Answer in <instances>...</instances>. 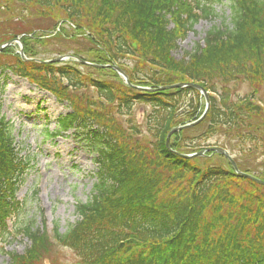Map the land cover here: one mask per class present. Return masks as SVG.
<instances>
[{
	"label": "trees",
	"instance_id": "trees-1",
	"mask_svg": "<svg viewBox=\"0 0 264 264\" xmlns=\"http://www.w3.org/2000/svg\"><path fill=\"white\" fill-rule=\"evenodd\" d=\"M222 1L228 23L212 27L202 45L177 60L178 42L214 17ZM3 11L22 30L1 32L0 45L17 37L24 56L36 59L34 44L78 37L86 47L75 56L99 66L24 62L12 47L0 52L1 73L68 104L71 112L51 135L82 132L96 165L92 197L75 205L77 222L64 233L54 227L52 237L44 224L24 223L30 245L23 255L10 254L9 264H39L57 245L72 250L76 264H264V186L236 174L220 154L179 156L222 135L239 170L255 176L249 161L264 155V103L255 98L264 84V0H0ZM38 19L51 23L41 35ZM180 83L198 84L210 106L201 122L171 135L168 149L170 130L205 109L193 88L159 90ZM245 83L250 95L232 100ZM88 88L96 99L79 94ZM137 104L150 107L144 129L126 133L109 111L122 116ZM19 153L10 124L0 121V237L25 211L16 193L29 165ZM257 178L264 181V163Z\"/></svg>",
	"mask_w": 264,
	"mask_h": 264
},
{
	"label": "rangeland",
	"instance_id": "rangeland-1",
	"mask_svg": "<svg viewBox=\"0 0 264 264\" xmlns=\"http://www.w3.org/2000/svg\"><path fill=\"white\" fill-rule=\"evenodd\" d=\"M214 5L215 16L207 20H199L188 32L186 39L178 42V48L173 52V56L177 60L183 58L185 53L193 52L196 45H202L205 33L212 27H221L222 24L228 23L227 18L230 15L227 1ZM9 18L8 12H0V24H3V29L0 27V33L13 29L12 26H15L16 30H22L18 26L20 23L14 24V22L12 25ZM39 21L36 22L39 27L35 32L41 35L40 31L50 29L51 26L48 25L51 23L48 20ZM10 32L12 33V31ZM15 39L17 37L11 44L14 54L19 52L21 47L23 48L21 43ZM33 46L37 53L36 59L45 61L58 58L59 54L75 56L83 46L86 47V43L78 37L58 38ZM79 70L88 73L86 69L79 68ZM104 77L110 78V76ZM236 87V90H233L232 100H235L236 97L245 98L251 93L247 83L238 84ZM82 90L84 91H79V94L83 93L92 100L96 99L94 90L90 88ZM209 96L208 93V98ZM255 98L264 103V84L257 89ZM260 105H262L261 102ZM149 110V106L137 104L133 105L131 109L120 111L122 116H118L115 110L109 111V114L113 117L117 116L118 124L127 133L130 127L139 128L141 131L144 129L142 127L143 116ZM70 112L65 101H59L52 94L37 89L25 79L7 71L0 72V121L4 119V122L10 124L14 144L20 152L19 155L26 157L29 165L22 175L16 193V198L25 202V211L19 218L12 219L9 223V233L0 237V264H9L10 254L22 255L29 247V241L22 236L24 223H32L33 227L39 229L43 228L44 224L51 237L56 226L61 233H64L79 219L75 213L76 203H86L92 197L96 165L82 132L73 130L65 133L62 137L55 135L48 137L54 129L57 119ZM227 139L222 135H215L202 146H217L225 149L224 145H227ZM230 145L234 146V142H231ZM258 155H260L259 158L254 162L249 161L250 165L257 167L254 172L256 177L264 163V155L260 153ZM230 156L234 159L235 153ZM54 261L58 262L57 264H76L78 262L76 254L72 250L59 245L54 246L50 257L39 264H55Z\"/></svg>",
	"mask_w": 264,
	"mask_h": 264
},
{
	"label": "water",
	"instance_id": "water-1",
	"mask_svg": "<svg viewBox=\"0 0 264 264\" xmlns=\"http://www.w3.org/2000/svg\"><path fill=\"white\" fill-rule=\"evenodd\" d=\"M11 42H9L8 44H6L5 46L7 45H10ZM4 49V47H1L0 48V51ZM20 57H22V59L24 61L28 60V59H25V57H23V53L20 52ZM70 58H73V59H76L74 56L70 55V56H64V57H59V58H56V59H53V60H48V62H44L45 64H48L49 62H53V63H59L60 61H64L66 59H70ZM77 60V59H76ZM38 62V61H37ZM85 65H89L88 63H85ZM91 66V65H89ZM94 67H99V66H95L93 65ZM113 70H115V72L124 80V83H126V85H129V82H128V77L126 74H124L117 66L114 65V67H112ZM130 86V85H129ZM180 89V88H193L195 90H197L201 96H203L204 98V101H205V109L203 111V115L198 119V120H195V121H192V123H187V124H184L182 126H177V127H174L170 130V132L167 134V139H166V143H165V146L166 148L169 149L168 145H169V141L171 139V135L176 133V132H180L182 131V129H187V128H191L193 127L194 125L198 124L199 122H201L203 120V117L206 115L205 113L207 112V110L209 109V106H210V103H209V98H208V93L203 89L201 88L198 84H183V83H180V84H176V85H172V86H169V87H163V88H160L159 90H169V89ZM139 90L141 91H144V92H148L149 89H144V88H138ZM207 152H211V153H218L222 156H224L231 164V167H233L234 171L236 174H239V175H242L243 177H246L248 179H251L253 180L254 182H256L257 184H259L260 186H264V181L262 180H258L257 178L251 176V175H247V174H244V173H241L239 171V169L236 167L233 159L231 156H229L228 152L225 151L224 149H221V148H218V147H211V148H206L205 150L203 151H200L198 153H194V154H183V155H179L181 158H187V159H194V157H202L205 155V153Z\"/></svg>",
	"mask_w": 264,
	"mask_h": 264
}]
</instances>
